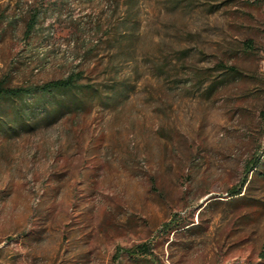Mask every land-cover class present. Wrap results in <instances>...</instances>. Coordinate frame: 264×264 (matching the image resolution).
Returning a JSON list of instances; mask_svg holds the SVG:
<instances>
[{
	"label": "rangeland",
	"instance_id": "374dc122",
	"mask_svg": "<svg viewBox=\"0 0 264 264\" xmlns=\"http://www.w3.org/2000/svg\"><path fill=\"white\" fill-rule=\"evenodd\" d=\"M72 70L79 111L0 134V264H264V0H0V77Z\"/></svg>",
	"mask_w": 264,
	"mask_h": 264
},
{
	"label": "trees",
	"instance_id": "16d2710c",
	"mask_svg": "<svg viewBox=\"0 0 264 264\" xmlns=\"http://www.w3.org/2000/svg\"><path fill=\"white\" fill-rule=\"evenodd\" d=\"M37 14L38 11L31 13L23 31L24 37L30 35L36 23ZM81 78V71L72 70L63 77L15 86L10 85L7 77H0V134L11 137L22 131H31L46 120L54 121L65 113L79 111V108L83 107L97 90L92 84L81 82ZM215 86V80H213L208 88L212 89ZM259 163L257 157L248 160L243 178L239 184L228 189V195L241 193L247 181V175L256 170ZM178 220L180 219L174 215L163 224V227L169 232L192 222ZM125 252L129 257H145L149 250L143 243L125 249ZM119 253L120 251H116V259Z\"/></svg>",
	"mask_w": 264,
	"mask_h": 264
}]
</instances>
